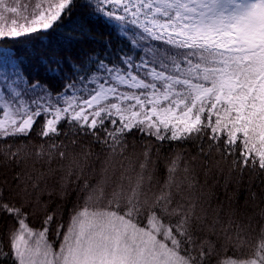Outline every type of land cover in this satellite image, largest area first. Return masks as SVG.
Wrapping results in <instances>:
<instances>
[{
    "label": "snow or ice",
    "instance_id": "6c2138e0",
    "mask_svg": "<svg viewBox=\"0 0 264 264\" xmlns=\"http://www.w3.org/2000/svg\"><path fill=\"white\" fill-rule=\"evenodd\" d=\"M0 224V264H264V0H0Z\"/></svg>",
    "mask_w": 264,
    "mask_h": 264
},
{
    "label": "trees",
    "instance_id": "16d2710c",
    "mask_svg": "<svg viewBox=\"0 0 264 264\" xmlns=\"http://www.w3.org/2000/svg\"><path fill=\"white\" fill-rule=\"evenodd\" d=\"M64 139V137H61ZM137 141H139V137H137ZM59 142V141H57ZM175 147V145H169L167 142L164 143L163 147L160 149V159H159V169L162 171L165 166V157L168 156L171 150ZM91 150L94 155L89 157L87 160L82 158V153L85 151ZM142 149L137 144L136 153L139 154ZM69 152L72 153L73 156H76L79 160L81 165L85 168V174L87 177H96L98 176L100 169L103 167V162L106 159V153L101 151L99 145L89 144L87 140L82 141L81 144L75 146V148L70 147ZM126 155H132V148H131V138H130V147L128 153ZM98 157V158H97ZM66 163V162H65ZM126 163V161H125ZM55 167V165H54ZM227 174V169L225 168V175ZM204 177L201 176V181H203ZM258 183V181L256 182ZM247 178L245 182L241 185H237L235 179L229 185L227 191H225L223 184L217 185L214 183V178H210L208 184L205 186V192L212 194L211 199L213 203V207L217 206L220 203H223L225 209L228 208L229 204L233 207H237L243 209L244 206V199L247 195ZM45 199H47V195L45 194ZM76 201V191L75 186L73 185L69 189V195L66 201H59L58 203H62L65 207L71 208L72 204ZM3 229V224H0V230Z\"/></svg>",
    "mask_w": 264,
    "mask_h": 264
},
{
    "label": "rangeland",
    "instance_id": "374dc122",
    "mask_svg": "<svg viewBox=\"0 0 264 264\" xmlns=\"http://www.w3.org/2000/svg\"><path fill=\"white\" fill-rule=\"evenodd\" d=\"M22 2H30V3L34 4L36 2V0H22Z\"/></svg>",
    "mask_w": 264,
    "mask_h": 264
}]
</instances>
